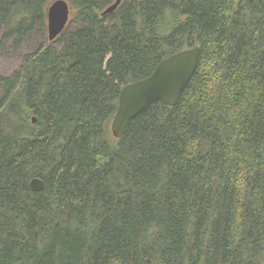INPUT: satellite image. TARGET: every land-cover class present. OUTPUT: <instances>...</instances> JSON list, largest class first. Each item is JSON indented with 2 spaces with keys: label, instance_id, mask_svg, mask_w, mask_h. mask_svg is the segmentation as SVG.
I'll use <instances>...</instances> for the list:
<instances>
[{
  "label": "trees",
  "instance_id": "16d2710c",
  "mask_svg": "<svg viewBox=\"0 0 264 264\" xmlns=\"http://www.w3.org/2000/svg\"><path fill=\"white\" fill-rule=\"evenodd\" d=\"M52 1L0 0L2 42ZM114 1L70 0L0 75V264H264V0ZM194 47L177 104L114 139L121 89Z\"/></svg>",
  "mask_w": 264,
  "mask_h": 264
},
{
  "label": "water",
  "instance_id": "95a60500",
  "mask_svg": "<svg viewBox=\"0 0 264 264\" xmlns=\"http://www.w3.org/2000/svg\"><path fill=\"white\" fill-rule=\"evenodd\" d=\"M122 0L103 10L101 16L112 14ZM70 6L66 0L52 1L46 13L47 40L53 42L66 29L70 17ZM200 49H186L162 60L154 72L146 79L124 86L118 100L117 111L110 123V134L114 139L122 137L132 119L148 107L159 103L164 107H174L189 85L198 65ZM35 118H32V123ZM44 183L33 178L29 182L31 191L40 193Z\"/></svg>",
  "mask_w": 264,
  "mask_h": 264
},
{
  "label": "rangeland",
  "instance_id": "374dc122",
  "mask_svg": "<svg viewBox=\"0 0 264 264\" xmlns=\"http://www.w3.org/2000/svg\"><path fill=\"white\" fill-rule=\"evenodd\" d=\"M66 1L68 3L70 2V0ZM67 24L68 25L66 27V31H71L79 26L76 19L73 18L72 14H70L69 22ZM3 33L4 29L0 28V75H2L3 77H6L13 71L18 70L22 64L21 62L23 56L25 54H28L29 52H34V50L37 49L43 43V41L47 39V27L45 29V32H42L41 29L34 27L29 35L22 38L18 46L14 45V36L6 38V40L2 42L1 39ZM60 46L61 43H54L53 50H57L58 48H60Z\"/></svg>",
  "mask_w": 264,
  "mask_h": 264
}]
</instances>
